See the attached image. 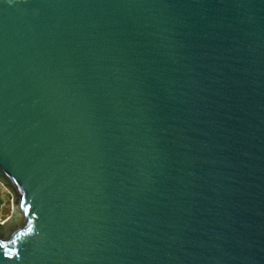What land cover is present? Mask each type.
<instances>
[{"label": "water", "instance_id": "1", "mask_svg": "<svg viewBox=\"0 0 264 264\" xmlns=\"http://www.w3.org/2000/svg\"><path fill=\"white\" fill-rule=\"evenodd\" d=\"M0 264H264V0H0Z\"/></svg>", "mask_w": 264, "mask_h": 264}, {"label": "rangeland", "instance_id": "2", "mask_svg": "<svg viewBox=\"0 0 264 264\" xmlns=\"http://www.w3.org/2000/svg\"><path fill=\"white\" fill-rule=\"evenodd\" d=\"M12 197L11 195L4 189L2 185H0V221L6 220L12 212Z\"/></svg>", "mask_w": 264, "mask_h": 264}]
</instances>
